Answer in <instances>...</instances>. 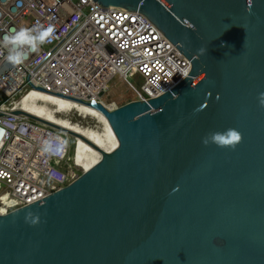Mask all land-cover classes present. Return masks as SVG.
Returning <instances> with one entry per match:
<instances>
[{"label": "water", "instance_id": "obj_1", "mask_svg": "<svg viewBox=\"0 0 264 264\" xmlns=\"http://www.w3.org/2000/svg\"><path fill=\"white\" fill-rule=\"evenodd\" d=\"M94 1L146 15L192 72L111 110L37 87L98 110L117 147L14 111L101 156L42 201L0 213V264H264V0ZM227 128L242 133L235 149L202 143Z\"/></svg>", "mask_w": 264, "mask_h": 264}, {"label": "built area", "instance_id": "obj_2", "mask_svg": "<svg viewBox=\"0 0 264 264\" xmlns=\"http://www.w3.org/2000/svg\"><path fill=\"white\" fill-rule=\"evenodd\" d=\"M100 6L94 0H0V38L13 28L51 24L55 29L21 65L8 63L6 50L0 49V207L7 209L4 214L42 201L82 173L72 160L75 137L13 114L20 110L24 95L39 87L85 104L103 103L111 81L119 76L127 91H133L134 100H149L170 91L192 72L191 59L146 15ZM86 119L75 120L95 126L85 124ZM50 136L67 141L62 156L40 151L41 141Z\"/></svg>", "mask_w": 264, "mask_h": 264}, {"label": "bare ground", "instance_id": "obj_3", "mask_svg": "<svg viewBox=\"0 0 264 264\" xmlns=\"http://www.w3.org/2000/svg\"><path fill=\"white\" fill-rule=\"evenodd\" d=\"M103 104L107 105L105 102ZM107 107L111 110L116 105L112 103L111 105H107ZM18 108L39 118L80 133L88 137L102 149L110 151L117 147V140L106 118L94 108L35 90L23 96ZM75 113L79 115V119L91 118L95 126L90 127L83 125L75 119L71 120L70 117H75ZM75 152L76 154H73L74 164L83 171L89 170L99 161L101 156L98 150H94L85 141L78 139L76 141ZM6 211L7 209L5 207H0V213Z\"/></svg>", "mask_w": 264, "mask_h": 264}, {"label": "clouds", "instance_id": "obj_4", "mask_svg": "<svg viewBox=\"0 0 264 264\" xmlns=\"http://www.w3.org/2000/svg\"><path fill=\"white\" fill-rule=\"evenodd\" d=\"M54 26L48 24L34 25L31 27L13 28L9 34H5L0 38V49L6 50V57L8 63L13 66L23 64L27 59L29 53L37 52L40 47L45 44L53 35ZM206 51V49H200ZM227 55V53H226ZM177 96L174 93L173 99ZM133 101V100H132ZM259 104L264 107V92L259 94ZM242 140V133L236 128H227L223 131H212L206 134L202 143L208 145L213 143L218 147H231L235 149L236 145ZM67 147V141L57 136H50L41 141L40 151L48 156H62ZM74 154V152H73ZM29 215H31L29 213Z\"/></svg>", "mask_w": 264, "mask_h": 264}, {"label": "rangeland", "instance_id": "obj_5", "mask_svg": "<svg viewBox=\"0 0 264 264\" xmlns=\"http://www.w3.org/2000/svg\"><path fill=\"white\" fill-rule=\"evenodd\" d=\"M134 99H135V95L133 91L131 90L127 91V87L125 83L121 80L119 76H116L111 81L109 90L106 91L105 97H104V101L105 103H107V105H111L113 103V104H116L117 106H121ZM74 119H78V121H80L79 115H76L75 113ZM83 122H85V124L88 122L91 125H95L94 121L91 118H88ZM72 160H73V152H72ZM76 170L79 173L83 172V170L79 167Z\"/></svg>", "mask_w": 264, "mask_h": 264}]
</instances>
